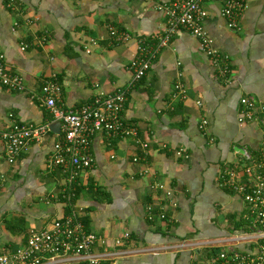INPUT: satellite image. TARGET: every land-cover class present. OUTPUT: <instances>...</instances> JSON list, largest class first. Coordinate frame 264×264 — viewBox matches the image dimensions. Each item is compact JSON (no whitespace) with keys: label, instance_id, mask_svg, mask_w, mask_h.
<instances>
[{"label":"crops","instance_id":"crops-1","mask_svg":"<svg viewBox=\"0 0 264 264\" xmlns=\"http://www.w3.org/2000/svg\"><path fill=\"white\" fill-rule=\"evenodd\" d=\"M170 1L0 0V51L25 83L22 90L0 84V129L12 122L49 128L12 162L0 136V251L24 244L30 229L67 212L60 198L65 172L49 160L63 128L43 101L44 80L55 75L61 83L56 100L64 108L127 86L136 37L163 32L162 5ZM223 3L203 1L204 27L228 53L231 81L218 75L198 38L180 27L128 87L120 114L134 133L101 129L90 136L93 160L74 181L80 188L75 206L85 229L104 237L93 247L105 253L100 264H212L215 249L202 241L239 229L245 203L218 184V172L241 161L243 147L257 152L260 146L259 125L238 117L241 95L264 101V0H246L238 28L226 25ZM109 24L130 38L111 42ZM21 41L28 43L25 49ZM176 81L184 95L173 94ZM202 117L208 119L204 133ZM53 121H60L58 131L49 126ZM179 147L186 156L177 154ZM157 182L172 189V199ZM162 206L166 218L160 217ZM18 216L23 222H16ZM183 240L197 244L178 247Z\"/></svg>","mask_w":264,"mask_h":264},{"label":"built area","instance_id":"built-area-1","mask_svg":"<svg viewBox=\"0 0 264 264\" xmlns=\"http://www.w3.org/2000/svg\"><path fill=\"white\" fill-rule=\"evenodd\" d=\"M203 1L171 0L162 5L165 13L163 32L158 35L145 33L136 37V50L129 61L131 76L125 87L100 93L92 102L78 107L64 108L56 100L61 83L55 75L44 80L41 88L43 101L53 118L61 121L63 128V135L55 141L49 159L50 164L62 166L65 172L62 196L69 198L74 195V181L78 173L92 164L93 158L88 144L94 131L104 129L109 133L124 135L134 133V127L126 125L120 114L128 87L147 72L159 50L167 45L171 36L180 27H184L198 38L200 49L210 57L218 75L226 83L231 81L229 55L214 43L213 37L204 27L207 10ZM246 6V0H224L220 13L228 27H239L240 15ZM108 35L111 42L130 38L129 31L114 24L108 25ZM27 46V42H20L21 49ZM0 84L15 90H22L25 85L23 75L10 69L1 51ZM174 89V95L177 91L184 95L182 83L176 81ZM239 101L241 103L239 122H256L261 129L262 137L257 152H251L243 147L242 160L227 163L218 172V184L238 193L245 203V210L240 213L242 221L237 231L221 238L202 241L207 244L206 246L216 249L212 264H264V101L258 100L251 93L241 95ZM196 102L201 104L200 99ZM207 124L208 119L202 117L198 128L204 133ZM48 129L47 123L18 122H12L8 127L0 129V136L5 140L8 161H14L30 139L42 138ZM176 152L186 156L180 147ZM155 187L163 190L164 198H173L172 189L164 183L157 182ZM163 207L160 217L166 218ZM150 211L151 205L148 206V212ZM124 235L128 236V232ZM98 242L104 243V237L85 229L80 211L73 207L62 216L52 219L44 227L30 229L24 244L11 251H0V264H73L80 261L83 264H100L105 253L93 249ZM115 242L120 243L121 239L118 237ZM198 243L200 244L199 241ZM196 244L194 241L183 240L178 247L185 248Z\"/></svg>","mask_w":264,"mask_h":264},{"label":"trees","instance_id":"trees-1","mask_svg":"<svg viewBox=\"0 0 264 264\" xmlns=\"http://www.w3.org/2000/svg\"><path fill=\"white\" fill-rule=\"evenodd\" d=\"M78 191H80V188L75 187L74 188V195L73 196H70L69 198H66V197H64V196L61 195L62 197H60V198H61V200L65 201V207L67 209V212L70 211L71 208L76 207L75 206L76 205L75 204V196H76L75 194ZM61 194H62V192H61ZM19 221H20V223L23 222V219H22L21 216H18L17 219H16V222L17 223H19Z\"/></svg>","mask_w":264,"mask_h":264},{"label":"water","instance_id":"water-1","mask_svg":"<svg viewBox=\"0 0 264 264\" xmlns=\"http://www.w3.org/2000/svg\"><path fill=\"white\" fill-rule=\"evenodd\" d=\"M49 126L51 127V129H53L54 131H58L59 130V126H60V121H53L49 124ZM75 264V263H73Z\"/></svg>","mask_w":264,"mask_h":264},{"label":"rangeland","instance_id":"rangeland-1","mask_svg":"<svg viewBox=\"0 0 264 264\" xmlns=\"http://www.w3.org/2000/svg\"><path fill=\"white\" fill-rule=\"evenodd\" d=\"M216 250V249H215Z\"/></svg>","mask_w":264,"mask_h":264}]
</instances>
